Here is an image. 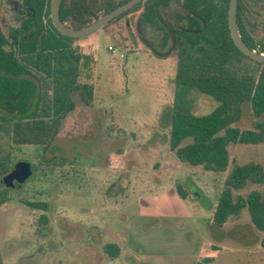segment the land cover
<instances>
[{
    "label": "rangeland",
    "instance_id": "obj_1",
    "mask_svg": "<svg viewBox=\"0 0 264 264\" xmlns=\"http://www.w3.org/2000/svg\"><path fill=\"white\" fill-rule=\"evenodd\" d=\"M241 6L248 31L264 41V0H242ZM20 10V0H0V26L6 34L19 27ZM127 26L134 36L130 21ZM79 42L98 58L102 107L86 106L75 93L76 109L47 151L34 146L14 151L15 164L30 162L33 175L23 188L12 189V199L0 208L2 264H194L206 258H213L206 264H264V232L252 224L247 209L223 227L210 222L223 176L182 163L169 149V120L154 116L153 104L161 96L169 105L165 111L171 112L174 80L147 91L139 82H127L126 70L158 74L177 70L176 61L171 59L169 67L151 64L145 58L153 54L126 50L113 39L111 27ZM109 46L124 51L122 65L111 63ZM192 98L196 115L218 105L197 92ZM125 100L137 106L132 131L124 118L115 119L114 107ZM253 121L245 104L234 127L249 128ZM8 141L0 133L3 148H9ZM230 154L240 164L264 166L263 145L232 144ZM254 189L263 187L249 184L236 193ZM25 201L46 203L49 210H33ZM109 243L120 247L115 260L105 252Z\"/></svg>",
    "mask_w": 264,
    "mask_h": 264
},
{
    "label": "trees",
    "instance_id": "obj_2",
    "mask_svg": "<svg viewBox=\"0 0 264 264\" xmlns=\"http://www.w3.org/2000/svg\"><path fill=\"white\" fill-rule=\"evenodd\" d=\"M128 1L62 0L60 18L78 30ZM241 1V35L251 49L264 54V41L255 40L245 25ZM51 2L20 0L19 27L6 34L0 26V133L9 140V148L0 144V208L12 199V188L4 179L15 166L14 151L24 146L47 151L64 120L76 109L75 93L86 106L97 104L96 55L80 44L81 39L56 29ZM229 9L230 0H144L105 28L111 27L113 39L130 52L144 49L159 59L176 61L168 116L169 149L182 163L223 176L224 189L211 224L223 227L247 209L252 224L264 232V166L254 161L240 164L230 154L232 144L264 146V63L235 45ZM194 92L211 97L217 107L196 115ZM245 104L254 118L252 127H234L242 119ZM249 184L263 189L236 193ZM177 192L187 199L182 185L177 184ZM23 203L33 210H49L46 203ZM41 219L47 222L45 216ZM104 249L114 260L120 255L116 244L109 243ZM212 261L206 258L194 264Z\"/></svg>",
    "mask_w": 264,
    "mask_h": 264
},
{
    "label": "water",
    "instance_id": "obj_3",
    "mask_svg": "<svg viewBox=\"0 0 264 264\" xmlns=\"http://www.w3.org/2000/svg\"><path fill=\"white\" fill-rule=\"evenodd\" d=\"M144 0H129L113 11L101 16L96 19L89 25L75 30L69 26H67L64 22H62L60 18V8L62 4V0H52L51 2V19L56 27V29L63 35L82 39L97 33L98 31L105 28L108 24H110L114 19L133 9L139 3ZM15 8H17V3L14 4ZM238 7L239 0H230V9H229V28L231 32L232 39L238 49L243 52L246 56L255 60L259 63H264V54L259 53L256 50L251 49L244 41L239 24H238ZM33 175V167L30 162L22 161L15 164L11 172L5 177L4 184L8 188L12 189H21L25 185V183L32 177Z\"/></svg>",
    "mask_w": 264,
    "mask_h": 264
},
{
    "label": "crops",
    "instance_id": "obj_4",
    "mask_svg": "<svg viewBox=\"0 0 264 264\" xmlns=\"http://www.w3.org/2000/svg\"><path fill=\"white\" fill-rule=\"evenodd\" d=\"M154 58V59H153ZM97 59V66H96V97H97V104L95 106V108H99L102 107V102L104 101V95L102 94V90H101V86L99 85V70H98V58ZM145 59H147L146 61L150 62L151 64L153 63L154 65H161V66H165V67H169V65L171 64V59H159V58H155V56L149 55L148 58L146 57ZM138 60V59H137ZM138 62V61H137ZM141 71V72H140ZM156 70H126V79L127 82H139L140 83V87L147 91L149 90L150 86L156 85L158 88V85H162V83H164L166 81V79H173L175 78L176 75V70H158L159 73L157 74L155 72ZM99 73V74H98ZM141 76L136 77V75L138 76L139 74ZM158 90V89H157ZM127 91H129V87L127 86ZM160 95V94H159ZM173 103V102H172ZM155 106V113L154 116H158L161 114L162 117V121H164L165 119H168L169 113L165 110H167V108L169 107V105L167 104L166 99L162 98L161 96H159L158 99H156L154 101ZM136 108L137 106L129 100H125L124 104L121 106H115L114 110L116 111V117L119 118L121 116V119L124 118L125 122L128 126L129 130H133L132 125H129L133 118L132 115L134 114L133 112H136ZM105 113V112H104ZM163 113V114H162ZM120 129H123V127L118 126ZM124 130V129H123ZM122 130V131H123ZM126 133V130H125Z\"/></svg>",
    "mask_w": 264,
    "mask_h": 264
},
{
    "label": "built area",
    "instance_id": "obj_5",
    "mask_svg": "<svg viewBox=\"0 0 264 264\" xmlns=\"http://www.w3.org/2000/svg\"><path fill=\"white\" fill-rule=\"evenodd\" d=\"M108 51L110 53L111 63L113 65L120 66L124 63L125 53L116 46H109Z\"/></svg>",
    "mask_w": 264,
    "mask_h": 264
},
{
    "label": "flooded vegetation",
    "instance_id": "obj_6",
    "mask_svg": "<svg viewBox=\"0 0 264 264\" xmlns=\"http://www.w3.org/2000/svg\"><path fill=\"white\" fill-rule=\"evenodd\" d=\"M14 7H15V5H14Z\"/></svg>",
    "mask_w": 264,
    "mask_h": 264
}]
</instances>
